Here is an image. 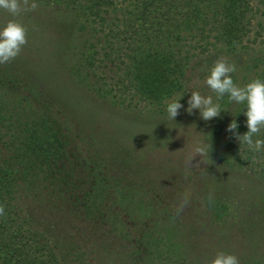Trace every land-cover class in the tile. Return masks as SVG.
Listing matches in <instances>:
<instances>
[{
    "label": "trees",
    "instance_id": "16d2710c",
    "mask_svg": "<svg viewBox=\"0 0 264 264\" xmlns=\"http://www.w3.org/2000/svg\"><path fill=\"white\" fill-rule=\"evenodd\" d=\"M44 1L75 15L63 20L54 38L58 54L65 43L76 50L67 37L83 33L84 48L69 73L101 101L122 109L144 103L164 113L166 101L184 91L182 102L196 68L192 62L210 50L245 56V85L264 81V0ZM17 21L33 37H45L35 15L26 24ZM44 47L29 40L21 53L40 56ZM32 67L45 66L20 54L16 63L0 64V264H62L54 243L19 204L25 199L54 210L70 235L83 240L72 239L76 264H211L218 252L237 256L240 264H264L257 257L264 250V214L257 206L239 214L212 172L192 180L193 187L154 176L151 160L161 164L160 153L148 157L144 176L124 171L122 177L121 165L131 170L140 160L123 161L105 150L104 157L91 143L94 134H82L72 104L47 93ZM214 100L222 111L231 105L227 95ZM245 110L246 103L237 105L238 127L227 132V153L215 145L208 155L230 171L241 162L264 173V150L254 153L235 138L248 131ZM255 138L264 139V129Z\"/></svg>",
    "mask_w": 264,
    "mask_h": 264
},
{
    "label": "rangeland",
    "instance_id": "374dc122",
    "mask_svg": "<svg viewBox=\"0 0 264 264\" xmlns=\"http://www.w3.org/2000/svg\"><path fill=\"white\" fill-rule=\"evenodd\" d=\"M35 2L38 7L34 11L22 12L16 17L11 16L6 10L0 9V29L6 26L9 19L16 21L20 19L26 24V20L35 15L38 20L42 21V31L45 37L35 38L27 32V42L29 40L37 41L40 45L41 43L45 45L46 48H43L40 56H36L35 51L30 50L20 52V55L27 60L29 58L32 65L45 66L41 69H33L32 67L29 72L34 74V77L38 79L47 93H53L63 103H70V106L72 104L71 110L75 121L85 127L82 134L85 135L84 137L89 136V132L94 134L91 143L98 151L104 152V157L106 151L115 157H122L123 161L134 158L140 160V163L137 164L138 167L131 170L129 167L124 170L121 165L122 170L118 169L119 172L117 171L119 174L124 175V171H128V173L133 174L132 178L139 179L149 170L150 165L146 162L151 153L155 155L160 153L165 158L161 164L151 160V173L154 176L180 179L177 183L183 179L190 181L189 186L193 187L195 185L192 184V180L197 182L202 175H209L212 172L222 182L221 195L226 197V201L231 197L233 198L239 214L252 212L250 210L252 206H257L256 209H258L259 214H264L262 211L264 210V173L253 171L248 165L241 162L234 167L236 171H230L227 166L215 162L209 155H197L195 157L193 155V149L197 144L216 145L221 155L227 153L226 136L229 132L227 126L235 119L238 104L231 102V105L226 106V110L221 111L218 117L208 121L200 117L198 109H194L191 114L186 111L187 101L192 91H197L204 96L211 95L213 102L216 103L214 100L215 93L209 90L204 81L210 74L214 61L221 57H226L229 64L235 65L236 70L231 73L234 83L240 87L245 86L247 77L250 76V70L246 68L248 59L245 56L239 54L237 57H233L222 50H210L208 53L195 57L192 63L193 67L196 68H193L195 70L191 72L193 75L186 98L182 102L179 101L183 107L179 109L175 121L168 118L167 112L154 111L151 105L144 103L140 104L138 109L125 110L117 107V105L101 101L69 73L70 62L76 60L84 48L82 32H74V38L67 37L68 40L66 41L74 43L76 50H69L68 44L65 43L66 48L63 53L58 54L56 52L58 44L54 38L60 36L63 20L68 19V17L73 19L75 15L71 14L70 16L69 12L61 11L55 6L45 3L44 0H35ZM45 25H48L47 29H43ZM38 28L40 27L38 26ZM50 33L53 35L51 36ZM49 35L52 38L47 40ZM16 59L17 57L13 59L15 63ZM21 62L19 64L23 65V61ZM184 94V91L177 93V96L167 100L165 104L179 99ZM125 145L127 147H124ZM166 159H170V161L168 162ZM139 165L141 166L139 167ZM187 172L192 176L190 180H186ZM198 172L200 175L196 176ZM134 174L137 175L134 176ZM232 187H235L233 191H227ZM249 189H251L250 194L252 196H249ZM171 195L175 196L174 194ZM212 196H214L213 193ZM257 203H260L261 206ZM19 204L36 227L54 243L61 263L76 264L77 250L74 248L76 244L72 239L75 237L82 243L83 240L76 236L77 234L75 236L70 235L65 222L60 217H56L54 210L53 213L47 211L46 207L40 206L30 199L21 200ZM174 243H179L176 238ZM262 253H257V257L264 258V250Z\"/></svg>",
    "mask_w": 264,
    "mask_h": 264
},
{
    "label": "clouds",
    "instance_id": "9594fccd",
    "mask_svg": "<svg viewBox=\"0 0 264 264\" xmlns=\"http://www.w3.org/2000/svg\"><path fill=\"white\" fill-rule=\"evenodd\" d=\"M38 7L35 0H0V9L6 10L11 16H19L22 12L34 11ZM27 43V29L16 20L9 22L0 29V64L11 62L21 52L22 47ZM235 65L229 64L226 57H221L214 61L210 69V74L205 78V85L220 100L227 95L229 102L237 104L246 103V125L248 131L244 134H236L239 144H244L247 148L256 153L264 150V139L255 138L264 129V81L254 79L245 86L236 85L231 78V73L235 72ZM177 100L171 101L166 105L168 118L175 121L179 114V109L183 105ZM186 111L191 114L194 109L199 110L200 117L205 120L216 118L221 113L219 103L213 102L211 95L204 96L197 91H192L187 101ZM238 125L236 120L227 126V131L234 132ZM211 145L197 144L193 149L194 157L197 155H208V148ZM186 203V201L184 202ZM183 205L177 209L182 211ZM5 214L3 205H0V216ZM211 264H240L237 256L218 252Z\"/></svg>",
    "mask_w": 264,
    "mask_h": 264
}]
</instances>
